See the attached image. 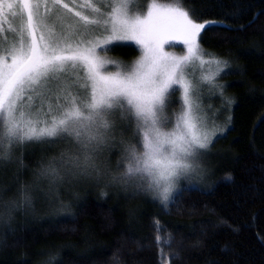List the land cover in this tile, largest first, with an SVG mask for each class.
<instances>
[{"label":"trees","instance_id":"16d2710c","mask_svg":"<svg viewBox=\"0 0 264 264\" xmlns=\"http://www.w3.org/2000/svg\"><path fill=\"white\" fill-rule=\"evenodd\" d=\"M191 3L224 22L200 39L221 63L226 103L206 172L159 202L105 173L67 175L60 147L17 150L0 169V264H264V0ZM109 53L140 55L129 44Z\"/></svg>","mask_w":264,"mask_h":264},{"label":"snow or ice","instance_id":"6c2138e0","mask_svg":"<svg viewBox=\"0 0 264 264\" xmlns=\"http://www.w3.org/2000/svg\"><path fill=\"white\" fill-rule=\"evenodd\" d=\"M5 5L16 26L0 36V169L13 162L15 150H46L72 138L83 156L62 155L65 173H98L94 154L118 118L135 124L140 145H129L120 179L136 185L150 180L148 187L163 181L167 199L174 178L193 171L206 154L199 150L209 146L199 93L185 82L184 68L203 61L202 33L224 22L203 20L191 0H83L79 7L88 14L75 11L78 19L68 15L73 8L64 0H0V11ZM176 33L187 56L163 52ZM124 41L141 47V59L126 70L103 71L107 63L120 65L101 59L97 47L110 52ZM175 104L180 111L168 115ZM44 172L55 176L59 169L50 165Z\"/></svg>","mask_w":264,"mask_h":264},{"label":"rangeland","instance_id":"374dc122","mask_svg":"<svg viewBox=\"0 0 264 264\" xmlns=\"http://www.w3.org/2000/svg\"><path fill=\"white\" fill-rule=\"evenodd\" d=\"M64 2L68 3L69 6L73 8V13L68 14L73 19H78L74 17L75 11H81L86 15L88 14L87 9L79 7L83 0H75V4H73V0H64ZM150 2L151 0H149V3ZM158 3L166 4L160 1H158ZM12 11L18 12L19 9H13ZM9 21H12V23L10 24ZM14 26H16L15 20L11 15V11L5 5L2 7V11H0V36L4 35L10 27ZM59 30V27H57L56 31L59 32ZM117 43H120L121 45L129 44L136 46L140 51V55L137 59L131 62H125L112 56L109 52H103L101 48L97 47L96 52L97 55L101 57V59L105 61H116L120 65V68L118 69L116 64L107 63L105 68L103 69V71L105 72H116L118 70H126L128 66L133 65L134 62L140 60L143 56V51L141 47L139 45H136L134 41H124ZM162 48L163 52L170 56L181 57L188 55L187 45L183 43V38L179 33L175 34V39H171L170 41L165 42ZM221 67V63H216L215 60H210L204 53L203 61H193L187 67L184 68L185 82H190L195 85L199 93V111L203 118L201 127L208 133L209 146L206 150H199L201 152H205L206 154L198 159L197 166L193 171H189L186 174L174 178V180L171 182V188L167 193V199H164L165 193L163 192V188L167 185L163 181L160 182L159 186L153 184L152 187H148V184L151 182L150 180L143 182L142 185H136L123 182L120 179L127 168V158L129 154L130 143L136 145L137 148H139L140 145L137 143V138L134 136L135 124L133 123L129 125L127 122H121L118 118L116 119L114 128L109 134V138L104 144L100 145L99 149L94 154L95 162L98 166L99 172H92L91 174H89L83 172V170L81 169L76 173L88 176L91 181L96 180L98 178V175L105 173L106 176L110 178V180H112L111 183H121L122 186H132L134 188H132L133 191L137 192V194L148 195L158 200L159 202L169 201L183 181L193 180L197 178L202 172H206L205 168L208 166L207 162L209 160V154L212 152V149L216 144V139L225 130L224 120L222 118V115L224 113L223 108L226 106L225 96L223 95V91L221 90L220 84H218L222 75ZM182 95L183 93L181 91L180 93H177L176 97H174L173 99H178ZM23 102H28L27 96H25V100ZM179 111L180 105L175 104L171 109H169L168 115L178 113ZM55 146L60 147L58 149L60 150V152L63 150L60 153L59 160L56 162V164H58L63 171L65 166L62 164L61 161L62 155L65 158L75 155L83 156V153L77 150L76 142L72 138H69V141L56 143L51 147L55 148ZM116 158H118V161L114 168L109 167V165H111L112 160ZM65 176L67 175L65 174Z\"/></svg>","mask_w":264,"mask_h":264}]
</instances>
